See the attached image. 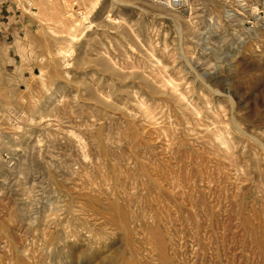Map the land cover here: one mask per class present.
<instances>
[{
	"label": "rangeland",
	"instance_id": "374dc122",
	"mask_svg": "<svg viewBox=\"0 0 264 264\" xmlns=\"http://www.w3.org/2000/svg\"><path fill=\"white\" fill-rule=\"evenodd\" d=\"M15 2L0 264H264V0Z\"/></svg>",
	"mask_w": 264,
	"mask_h": 264
},
{
	"label": "crops",
	"instance_id": "0c3cea01",
	"mask_svg": "<svg viewBox=\"0 0 264 264\" xmlns=\"http://www.w3.org/2000/svg\"><path fill=\"white\" fill-rule=\"evenodd\" d=\"M24 14L16 7L15 0H0V37L14 39L24 27Z\"/></svg>",
	"mask_w": 264,
	"mask_h": 264
},
{
	"label": "built area",
	"instance_id": "2783aa9c",
	"mask_svg": "<svg viewBox=\"0 0 264 264\" xmlns=\"http://www.w3.org/2000/svg\"><path fill=\"white\" fill-rule=\"evenodd\" d=\"M150 1L168 7H181L184 3V0H150Z\"/></svg>",
	"mask_w": 264,
	"mask_h": 264
},
{
	"label": "bare ground",
	"instance_id": "6f19581e",
	"mask_svg": "<svg viewBox=\"0 0 264 264\" xmlns=\"http://www.w3.org/2000/svg\"><path fill=\"white\" fill-rule=\"evenodd\" d=\"M219 137V136H218ZM225 142V141H224ZM226 143V142H225Z\"/></svg>",
	"mask_w": 264,
	"mask_h": 264
}]
</instances>
